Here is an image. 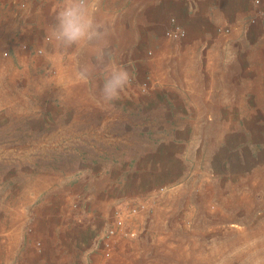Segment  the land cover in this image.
Here are the masks:
<instances>
[{
  "label": "crops",
  "instance_id": "obj_1",
  "mask_svg": "<svg viewBox=\"0 0 264 264\" xmlns=\"http://www.w3.org/2000/svg\"><path fill=\"white\" fill-rule=\"evenodd\" d=\"M58 7L52 0H0V80L13 82L22 73V89L29 73L42 77L39 91H32L43 113L38 133L68 119L76 127L84 114L93 120L100 113L102 128L149 129L136 136L151 146L108 175L97 172L87 187L72 189L92 216L85 227L59 230L48 214L62 205L55 200L46 206L38 242L45 263L58 254L52 249L58 240L81 256L100 251L93 246L96 229L119 199L177 185L204 167L235 176L264 166V1L93 0L97 18L110 28L109 59L132 76L112 105L98 100L99 73L87 82L76 75L95 49L43 41ZM172 19L184 38L166 36ZM131 234L121 229L117 243ZM123 246L115 248L117 255ZM91 258L100 263L97 253Z\"/></svg>",
  "mask_w": 264,
  "mask_h": 264
},
{
  "label": "rangeland",
  "instance_id": "obj_2",
  "mask_svg": "<svg viewBox=\"0 0 264 264\" xmlns=\"http://www.w3.org/2000/svg\"><path fill=\"white\" fill-rule=\"evenodd\" d=\"M21 74L13 82L0 80V264H95V253L99 264H264V166L235 176L204 167L177 185L119 199L96 229L93 246L100 251L81 256L58 240L52 248L58 254L45 263L38 242L46 206L55 200L62 205L48 214L59 230L71 234L85 227L92 216L72 189L87 187L97 172L108 175L149 148L136 136L149 129L102 128L98 113L93 120L84 114L76 127L68 119L38 133L43 113L32 91H39L42 77L29 73L20 89ZM130 207L137 214H128ZM116 216L135 236L119 238L124 246L117 255L118 232L108 239L105 257L100 243Z\"/></svg>",
  "mask_w": 264,
  "mask_h": 264
},
{
  "label": "clouds",
  "instance_id": "obj_3",
  "mask_svg": "<svg viewBox=\"0 0 264 264\" xmlns=\"http://www.w3.org/2000/svg\"><path fill=\"white\" fill-rule=\"evenodd\" d=\"M110 35L109 26L98 19L93 10V0H60L47 34L49 41L64 49L81 46L95 49L93 60L79 65L76 75L87 82L99 73L102 84L98 100L107 105L114 104L132 81L127 69L109 59L112 55Z\"/></svg>",
  "mask_w": 264,
  "mask_h": 264
},
{
  "label": "built area",
  "instance_id": "obj_4",
  "mask_svg": "<svg viewBox=\"0 0 264 264\" xmlns=\"http://www.w3.org/2000/svg\"><path fill=\"white\" fill-rule=\"evenodd\" d=\"M189 1V0H187ZM191 1V0H190ZM253 5H259L261 4L264 0H249ZM170 25L171 27L166 31V36L169 37L170 39H173V40H178V39H182L184 38L185 36V33L184 31H182V29H180L176 23H175V20L172 19L170 21ZM223 33H228L229 31L226 29V30H222ZM43 41L46 43V44H49L51 43V41H49L47 39V36H45L43 38ZM35 54L36 55H41L42 54V51L40 49L36 50L35 51ZM7 54L4 53L3 56H6ZM139 209H137L136 207H130L129 208V211H128V214L130 215H135L137 214ZM123 226H124V221L123 219L120 217V216H116L112 222V225L106 230L105 232V235H104V239H102L103 241H101L100 243V246L102 247V254L105 256V257H109L110 256V247H109V244H108V239L116 236L118 234V232L123 229ZM98 247V245H96Z\"/></svg>",
  "mask_w": 264,
  "mask_h": 264
}]
</instances>
